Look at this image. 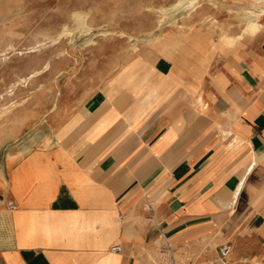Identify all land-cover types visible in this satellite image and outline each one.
I'll use <instances>...</instances> for the list:
<instances>
[{"label":"crops","instance_id":"1","mask_svg":"<svg viewBox=\"0 0 264 264\" xmlns=\"http://www.w3.org/2000/svg\"><path fill=\"white\" fill-rule=\"evenodd\" d=\"M204 40L112 78L77 53L18 76L37 71L0 118V264H219L224 243L264 264V54Z\"/></svg>","mask_w":264,"mask_h":264},{"label":"rangeland","instance_id":"2","mask_svg":"<svg viewBox=\"0 0 264 264\" xmlns=\"http://www.w3.org/2000/svg\"><path fill=\"white\" fill-rule=\"evenodd\" d=\"M165 38L220 39L225 51L249 43L264 54V0H0V118L31 96L25 92L36 71L18 76L44 60L54 59L45 64L46 80L73 53L88 55L86 64L99 70L107 65L112 78L139 55L161 54L153 44Z\"/></svg>","mask_w":264,"mask_h":264},{"label":"built area","instance_id":"3","mask_svg":"<svg viewBox=\"0 0 264 264\" xmlns=\"http://www.w3.org/2000/svg\"><path fill=\"white\" fill-rule=\"evenodd\" d=\"M8 206L11 209L15 208V203L12 200L8 201ZM112 251H121L122 250V246L121 245H115L111 248ZM232 252V245L230 243H224L220 246L219 249V254H220V258H219V264H228V259L229 256ZM170 264H178L176 261H173Z\"/></svg>","mask_w":264,"mask_h":264},{"label":"bare ground","instance_id":"4","mask_svg":"<svg viewBox=\"0 0 264 264\" xmlns=\"http://www.w3.org/2000/svg\"><path fill=\"white\" fill-rule=\"evenodd\" d=\"M218 42H220V39H219V41ZM217 42V43H218ZM40 46V44L38 43V42H36L35 44H33V45H31L30 46V48H29V51H37L38 50V47ZM222 51H225V47L223 46V49H222V47H219ZM36 73H37V71H36ZM33 74H31V76H32ZM238 194V193H237Z\"/></svg>","mask_w":264,"mask_h":264}]
</instances>
